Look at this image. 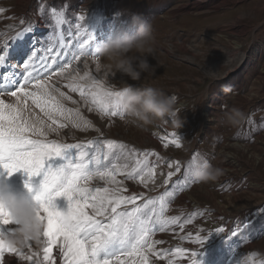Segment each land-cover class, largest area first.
<instances>
[{
	"label": "rangeland",
	"instance_id": "374dc122",
	"mask_svg": "<svg viewBox=\"0 0 264 264\" xmlns=\"http://www.w3.org/2000/svg\"><path fill=\"white\" fill-rule=\"evenodd\" d=\"M0 9V47L7 45L9 51L7 62L0 65V100L18 104L28 119L44 121L47 130L51 121L17 91L25 77L38 75L65 97H72L68 100L53 93L65 108L78 110L91 122L90 127L81 122L76 128L71 121L57 117L53 125L57 132H48L47 137L29 133V137L81 145L89 140L114 141L113 149L103 146L102 152H108L111 163L120 169L116 174V180L122 182L120 195L136 196V205L153 200L154 220L161 205L163 218H177L174 224H164V231L156 225L151 240L162 243L154 246L155 255L149 254V264H190L193 251L200 253L199 264H264V0H0ZM53 9L63 12V23L53 18ZM132 14L153 26V53L147 56L152 68L140 80L119 72L98 71L90 54L117 27L125 26ZM23 28L31 31L17 41L16 35ZM85 40L89 55L75 59ZM32 52L37 56L25 72L23 63ZM61 68L65 69L62 74ZM85 73L89 79L80 80ZM91 79L111 91L129 85L151 86L176 96L180 124L173 125L165 118L136 126L124 115L102 117L90 98L85 104L79 92L69 87L75 83L87 90ZM35 83H28L27 90L32 91ZM12 91H17V96L10 95ZM233 107L242 110L246 119L236 127L222 126V112ZM61 123L67 126L59 128ZM173 140L180 147L171 143ZM193 158L195 163L207 160L220 168L222 181L195 180L191 174L195 163L190 164ZM137 160L142 174L150 172L151 179L146 175L141 181L139 175L129 179L121 174L135 167ZM177 162L179 172L175 171ZM230 162L234 167L229 168ZM169 172L174 173L171 178ZM28 180L23 170L8 176L0 169V183H7L12 191L25 192ZM31 183L34 195L38 178H31ZM89 187L115 185L94 178ZM54 203L58 210H67L63 196ZM238 209L244 210L233 216ZM230 215L232 218L225 219ZM217 227L225 232L216 233ZM197 234L206 237L204 246L195 242ZM40 239L46 240L43 236ZM14 246L19 254L6 252L5 264H48L43 260L44 243L30 240ZM177 249L185 250L184 255H178ZM58 253L59 248L53 247V264H63ZM26 256L32 260L24 259Z\"/></svg>",
	"mask_w": 264,
	"mask_h": 264
},
{
	"label": "snow or ice",
	"instance_id": "6c2138e0",
	"mask_svg": "<svg viewBox=\"0 0 264 264\" xmlns=\"http://www.w3.org/2000/svg\"><path fill=\"white\" fill-rule=\"evenodd\" d=\"M2 11L0 9V12ZM41 12L43 13V8ZM52 16L57 23L64 22L62 11L53 9ZM83 19L84 17L81 16L80 20ZM21 23L23 24V21ZM29 31L30 28H23L17 33L16 40H22ZM92 39L94 40L95 37L93 36ZM85 44H88L87 40L80 44L81 51L75 59L89 55ZM8 54L7 45L0 47V65L7 62ZM90 54L95 57L94 51ZM36 56L37 53L32 52L23 63L25 72L33 66L32 58ZM43 66L45 69L49 67L46 61ZM64 71L65 69L61 68V74ZM79 79H89L88 74L85 73ZM32 80L36 81L34 89L28 91L27 85ZM69 87L72 92H79L85 104L89 103L90 98V103L102 117H123V113L113 102V97L118 96L120 91L108 90L95 79H91L87 90L84 86L75 83ZM17 91L22 93L25 99L30 98L32 104L51 121L45 130L44 121L30 120L25 110L18 104H6L0 100V169H3L8 176L20 170L27 173L29 180L25 182V188L29 192H33L31 178L35 177L39 180V187L35 189L33 198L37 203V217L44 225L41 237H45L46 240L36 241L37 244H45L43 260L53 264V247H58V254L63 258V264H149V254L155 255L154 246L162 243L159 240H151L156 225L160 224L159 230L164 231L163 225L174 224L177 218H163L164 209L161 205L160 214L154 220L153 200H148L143 205H136V196L120 195L122 182L116 180V174L120 169L115 163H111L108 152H102L103 146L113 149L114 141L89 140L87 145H81L30 138L29 133L34 137H47L48 132H57L58 129L53 127L57 124V117L71 121L72 126L76 128L81 127V122L85 127H90L91 122L84 120L78 110L65 108L61 100L53 94L58 92L59 97H65V93L60 92L55 85L50 86L38 75L29 74L25 77V83ZM17 91L10 92V95L17 96ZM65 98L72 100L71 96ZM72 102L77 103L74 100ZM92 110L94 109L89 108V111ZM66 126L63 123L58 125L59 128ZM171 143L180 147L178 141L173 140ZM140 163L137 160L135 167L121 174L129 179H135L136 175L140 176L141 181L145 180L146 175L151 179L150 172L142 174L144 170L139 167ZM194 163L195 158L190 164ZM180 170L177 162L175 171ZM173 175V172L168 173L169 178ZM94 178L115 187L91 188L89 182ZM167 183L168 180H165V184ZM60 196L66 198L68 202L66 211L58 210L54 203ZM129 204L133 205L131 209L126 207ZM122 205L125 207L122 208ZM10 225L15 226L10 213L0 207V264H5L6 252L19 254V249L9 240L7 242L5 240L15 228L5 227ZM215 232L224 233L225 229L217 227ZM236 234V232L232 233V235ZM205 239L206 237L202 238L197 234L195 242L204 246ZM184 251L177 249V254L184 255ZM199 255V252H191L190 264H199L197 259ZM23 258L32 260V256Z\"/></svg>",
	"mask_w": 264,
	"mask_h": 264
},
{
	"label": "clouds",
	"instance_id": "9594fccd",
	"mask_svg": "<svg viewBox=\"0 0 264 264\" xmlns=\"http://www.w3.org/2000/svg\"><path fill=\"white\" fill-rule=\"evenodd\" d=\"M153 26L137 14H132L125 26L117 27L106 41L94 47L96 68L127 75L132 80H140L142 74L148 73L152 66L147 60L152 55ZM178 98L166 95L155 87H133L131 85L120 90L113 102L123 113L129 123L136 126H147L154 122L171 120L179 125ZM246 119L239 108L224 110L219 118L222 126H239ZM221 169L207 160L196 162L191 174L199 182L215 181ZM33 193L15 192L7 183H0V207L6 209L15 228L7 239L14 245L23 246L29 240L38 241L43 232V222L37 217V203Z\"/></svg>",
	"mask_w": 264,
	"mask_h": 264
},
{
	"label": "bare ground",
	"instance_id": "6f19581e",
	"mask_svg": "<svg viewBox=\"0 0 264 264\" xmlns=\"http://www.w3.org/2000/svg\"><path fill=\"white\" fill-rule=\"evenodd\" d=\"M198 4H199V3H198ZM172 12H175V10H172ZM243 36H244V35H243ZM13 72H15V71H13ZM6 76H7V75H6ZM6 76H5V77H6ZM179 105L185 106V105H186V103H184V104H179ZM225 157H226V156H225ZM225 160H226V159H225ZM229 161H230V160H229ZM225 163H226V162H225ZM225 165H226V164H225ZM232 165H233V164H232ZM232 165H231V162H230V164L228 165V166H229V168H230V167H234V166H232ZM233 170H234V169H233ZM233 170H232V172H233ZM236 175H237V174H236ZM228 176H229V175H228ZM220 177H221V178H223V176H221V175H220ZM220 177H218V179H219V180H220V182H221L222 180H221V178H220ZM230 177H231V176H230ZM240 210H244V209H238V210H234V213L232 212L233 216H236V215H238V212H239ZM240 212H241V211H240ZM240 212H239V214H240ZM234 214H235V215H234ZM228 218H232V217H231V215H230V216H226V217H225V219H228ZM229 225H230V224H228L227 226H229ZM226 229H227V228H226Z\"/></svg>",
	"mask_w": 264,
	"mask_h": 264
}]
</instances>
